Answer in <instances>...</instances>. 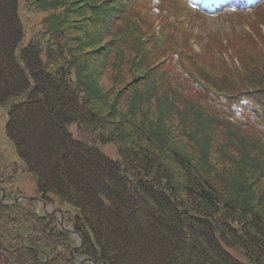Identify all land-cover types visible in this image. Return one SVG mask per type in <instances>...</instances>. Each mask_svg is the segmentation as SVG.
<instances>
[{"label": "trees", "instance_id": "trees-1", "mask_svg": "<svg viewBox=\"0 0 264 264\" xmlns=\"http://www.w3.org/2000/svg\"><path fill=\"white\" fill-rule=\"evenodd\" d=\"M128 2L32 0L52 9L46 19L61 45L36 37L24 44L17 0H0L5 133L34 178L35 195L59 208L65 225L56 209L44 213L34 199L0 201V264H264V210L255 206L264 201V143L181 100L178 86L164 87L158 36L146 37L127 15ZM103 73L110 87L100 84ZM198 73L218 89L208 72ZM238 76L227 81L241 84L231 94L246 95L263 120L264 62L251 64L248 54ZM112 140L117 158L100 147ZM2 182L5 201L20 195ZM239 212L244 221L234 225Z\"/></svg>", "mask_w": 264, "mask_h": 264}, {"label": "rangeland", "instance_id": "rangeland-1", "mask_svg": "<svg viewBox=\"0 0 264 264\" xmlns=\"http://www.w3.org/2000/svg\"><path fill=\"white\" fill-rule=\"evenodd\" d=\"M199 0H140L139 6L143 11L144 19L151 22L154 27L161 26L163 31L173 35L174 39L178 38L179 29L184 25L187 27L185 32L191 34L194 31V40H189V35H186V40L181 38L177 48L169 50L163 60L164 64L168 66L166 82L164 87L171 88L178 86V92L181 100H190L195 105L201 106L205 113L213 116H219L220 119L230 121L231 126L235 124L241 125V128L251 134L257 135L260 141L264 143V127H262L256 120L254 112L246 107L250 103L242 99L245 106L236 103L240 102V98L234 94L230 96L220 95L218 91H212L209 87L199 84L196 77L193 75L197 72L198 64L202 69L208 72L214 81L217 82L218 90H223L226 94H231L236 88L241 85L237 84L235 87L227 83V81L235 75L239 79V61L248 58L251 54V64L253 62H264V0H257L258 5L255 10H246L237 8L231 2H225L218 13H210L208 15L201 14L197 11ZM18 13L24 29L23 43H27L32 38H40L50 41H57L63 45L64 39L51 35L50 27L46 16L52 9H41L37 5L32 4V0H17ZM183 20L184 23L182 22ZM182 22V23H180ZM250 23L251 27H249ZM262 23V24H261ZM179 25V26H178ZM191 29V30H190ZM192 35V34H191ZM71 43V41H67ZM159 57L156 58V61ZM158 70L162 71L163 66L158 63ZM170 76H174V79ZM129 74H124V80H127ZM141 80H138L139 83ZM107 73H103L100 77V84L105 87H110L113 84ZM225 85L227 88H225ZM246 90H253V85L245 87ZM123 109L127 107L126 100H120ZM101 112V111H100ZM102 110L101 113H105ZM258 118V116H257ZM116 119V118H115ZM123 124L130 130L129 124L125 119L121 118ZM175 125L180 124V119L172 116ZM6 123V109L0 106V179H3L2 185L6 191L10 190L14 193H20L26 196H33L36 192L34 178L26 171L22 161L18 158L13 146L11 145L5 133ZM121 125V126H124ZM114 124L107 126L108 130H114ZM73 134H76V125L73 123L69 126ZM107 132V130H105ZM221 131L220 133H223ZM178 142H181L178 140ZM143 143H150L152 141H143ZM185 145L180 147L190 155L193 159H197L198 154L190 149V144L182 142ZM118 140L107 141L101 143V149L110 155L117 158ZM172 146L173 143H168ZM214 152V147L211 148V153ZM210 153V154H211ZM231 166H223V172L231 169ZM236 176V172H233ZM217 183L219 186L223 185V180ZM264 185V178L260 180V187ZM249 190H244L237 196L239 200L248 193ZM218 193V192H217ZM262 193V192H260ZM221 196L220 193H218ZM249 195V194H248ZM223 201H228L229 198L225 195ZM230 197V196H229ZM247 198V202L251 205V196ZM237 198L234 199L235 203ZM264 199V195H263ZM190 199L185 204L190 208ZM257 203L253 199V204ZM223 203H219L218 213L222 210ZM242 204H239L240 208ZM264 210V201L260 205H255ZM51 209L52 206H47ZM39 209L42 211L43 206L39 204ZM220 209V210H219ZM232 209V208H231ZM244 213L239 212L238 216L234 215L233 224L237 225L240 220H243ZM248 219V217H247ZM244 221V220H243ZM232 253L237 255L235 250Z\"/></svg>", "mask_w": 264, "mask_h": 264}, {"label": "water", "instance_id": "water-1", "mask_svg": "<svg viewBox=\"0 0 264 264\" xmlns=\"http://www.w3.org/2000/svg\"><path fill=\"white\" fill-rule=\"evenodd\" d=\"M1 192H2V194H1V197H0V200L2 201V199H3V190L1 189ZM20 199H36L37 201H40L37 197H35V196H26V195H21V196H19V197H16L15 199H14V201H18V200H20ZM41 202V201H40ZM43 210L45 211V212H48V210L46 209V206L45 205H43ZM58 211H60L59 209H58ZM59 223L63 226V227H65V225H64V221H63V218H62V214H60V217H59ZM67 229H69V228H67ZM70 231H71V233H73V234H76V232L75 231H73L72 229H69ZM80 239V238H79ZM78 247V245H76L75 247H73L72 249H71V255H72V258L73 259H75V257H74V255H73V253H74V250L76 249ZM92 261V260H91ZM92 264H94V262L92 261Z\"/></svg>", "mask_w": 264, "mask_h": 264}]
</instances>
